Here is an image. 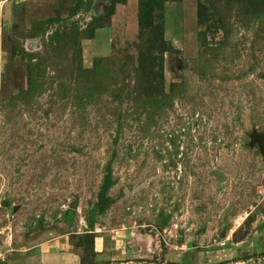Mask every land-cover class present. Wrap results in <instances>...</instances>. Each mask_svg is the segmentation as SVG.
I'll use <instances>...</instances> for the list:
<instances>
[{
  "label": "rangeland",
  "instance_id": "1",
  "mask_svg": "<svg viewBox=\"0 0 264 264\" xmlns=\"http://www.w3.org/2000/svg\"><path fill=\"white\" fill-rule=\"evenodd\" d=\"M152 2L141 28L139 0H0V240L70 232L88 264L114 157L99 243L126 240L132 264H264V0ZM140 63L163 91L145 108Z\"/></svg>",
  "mask_w": 264,
  "mask_h": 264
},
{
  "label": "crops",
  "instance_id": "2",
  "mask_svg": "<svg viewBox=\"0 0 264 264\" xmlns=\"http://www.w3.org/2000/svg\"><path fill=\"white\" fill-rule=\"evenodd\" d=\"M94 233L99 251L95 257L97 264H132L134 258H139L132 252L120 254L123 250L121 244L126 240L124 243H121V240L99 243L100 233L97 230H94ZM70 234L50 229L41 235H31L22 240L13 241L12 237H4L0 240V264H81L82 254L74 248Z\"/></svg>",
  "mask_w": 264,
  "mask_h": 264
},
{
  "label": "trees",
  "instance_id": "3",
  "mask_svg": "<svg viewBox=\"0 0 264 264\" xmlns=\"http://www.w3.org/2000/svg\"><path fill=\"white\" fill-rule=\"evenodd\" d=\"M153 0H139V16H138V20H139V24L141 26V28H148V27H156V24H153V8H154V3L152 2ZM115 13V4L112 5V7L109 9L107 15L110 16L112 14ZM255 13L256 12H252ZM103 21H104V17H98L95 19L94 22H92V25L90 27V34H93L94 30L98 27H102L103 25ZM224 29H226L225 23H223ZM89 35V34H88ZM155 58V57H154ZM157 58H155V60H151L152 62V66H154L155 64H157ZM161 59V58H159ZM159 68H162V63H158L157 64ZM146 68V65H144V63H140V66L136 69L137 72V80L135 81L134 84V90L136 93V97L135 100L138 101V103L145 108L147 105L149 104H153V102L159 100H162V95H163V91L162 90H158L155 88V80H151V84L149 83V76L150 73H146L144 72V69ZM159 70V69H158ZM159 76L161 78H163V72L161 70V73L159 74ZM94 78H97L94 77ZM103 76L99 77L96 79V86H100L101 84H103ZM157 86H159L158 82L156 83ZM126 84H124L119 90L118 93H116V95L118 96L119 100L122 101V95H123V89L125 88ZM151 86L154 88L152 89ZM159 88V87H158ZM160 89V88H159ZM112 160H114V157L111 158V160L109 161V163L106 165V172L103 178V183L101 185L100 188V192H99V200L97 201V203L95 204L94 207H92L89 211V215L87 218V224H88V230H85L84 234L86 238H89L90 236H94L93 238V245L94 242H96V234L94 233L95 230V215L96 214H103L107 207L109 206V204L112 202L111 197L108 196L109 190L111 189V187L114 185L115 181L113 179V173H112ZM263 163H264V157H263ZM75 210L73 209H68L66 211V215H69V219L72 218L73 214H75ZM94 234V235H92ZM85 251L87 252V254H90L89 256H91V259L88 260L89 263L88 264H97L95 261V257L97 255L96 250L94 249V247L92 246V249L88 248L86 246ZM81 264H86L85 260L82 256V262ZM210 264H216V263H210Z\"/></svg>",
  "mask_w": 264,
  "mask_h": 264
},
{
  "label": "water",
  "instance_id": "4",
  "mask_svg": "<svg viewBox=\"0 0 264 264\" xmlns=\"http://www.w3.org/2000/svg\"><path fill=\"white\" fill-rule=\"evenodd\" d=\"M250 146L258 145L259 150L264 157V131L258 132L257 130H253L250 134ZM73 209H77V201L72 205Z\"/></svg>",
  "mask_w": 264,
  "mask_h": 264
}]
</instances>
